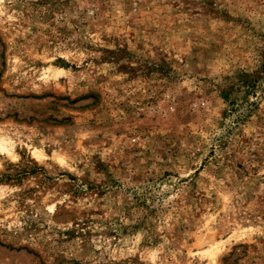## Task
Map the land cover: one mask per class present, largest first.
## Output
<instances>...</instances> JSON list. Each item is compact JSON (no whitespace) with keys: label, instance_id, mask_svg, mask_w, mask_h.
<instances>
[{"label":"rangeland","instance_id":"obj_1","mask_svg":"<svg viewBox=\"0 0 264 264\" xmlns=\"http://www.w3.org/2000/svg\"><path fill=\"white\" fill-rule=\"evenodd\" d=\"M0 264H264V0H0Z\"/></svg>","mask_w":264,"mask_h":264},{"label":"bare ground","instance_id":"obj_2","mask_svg":"<svg viewBox=\"0 0 264 264\" xmlns=\"http://www.w3.org/2000/svg\"><path fill=\"white\" fill-rule=\"evenodd\" d=\"M37 155H40L39 153H36Z\"/></svg>","mask_w":264,"mask_h":264}]
</instances>
